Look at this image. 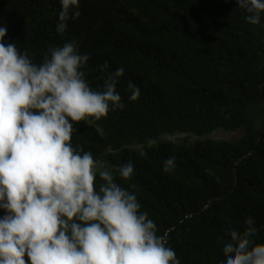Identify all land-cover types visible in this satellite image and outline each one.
I'll list each match as a JSON object with an SVG mask.
<instances>
[{
	"label": "trees",
	"instance_id": "1",
	"mask_svg": "<svg viewBox=\"0 0 264 264\" xmlns=\"http://www.w3.org/2000/svg\"><path fill=\"white\" fill-rule=\"evenodd\" d=\"M60 10V0H0V26L37 63L77 41L93 90L103 88L105 62L124 68V109L74 122L73 144L113 169L134 164V176L116 182L168 234L181 264H219L226 232L243 231L248 217L254 243H264V15L248 23L236 0H80V17L60 35ZM129 82L141 91L135 102ZM220 128L241 132L204 137ZM169 157L176 166L165 173Z\"/></svg>",
	"mask_w": 264,
	"mask_h": 264
},
{
	"label": "clouds",
	"instance_id": "2",
	"mask_svg": "<svg viewBox=\"0 0 264 264\" xmlns=\"http://www.w3.org/2000/svg\"><path fill=\"white\" fill-rule=\"evenodd\" d=\"M236 2L248 23H261L264 0ZM60 4L63 35L81 15L80 0ZM7 35L0 26V264H181L168 234L158 235L137 196L116 182V174L130 180L134 164L110 168L72 142L74 122L124 109L117 91L124 68L105 62L103 88L93 90L85 72L91 57L77 41L50 47L37 63ZM128 92L131 102L141 95L131 82ZM175 166L169 157L163 171ZM244 225L226 232L219 264H264L254 218Z\"/></svg>",
	"mask_w": 264,
	"mask_h": 264
},
{
	"label": "rangeland",
	"instance_id": "3",
	"mask_svg": "<svg viewBox=\"0 0 264 264\" xmlns=\"http://www.w3.org/2000/svg\"><path fill=\"white\" fill-rule=\"evenodd\" d=\"M240 131V130H239ZM239 131H225L224 129H217L214 133L207 134L204 137H209L212 139H233L234 137H237L239 135ZM241 132V131H240ZM183 133H175L174 135H165L162 136L164 139H176L179 136H183ZM27 259V258H26Z\"/></svg>",
	"mask_w": 264,
	"mask_h": 264
}]
</instances>
